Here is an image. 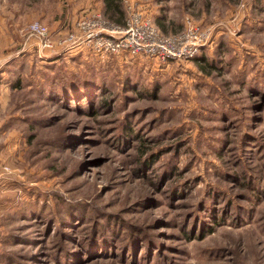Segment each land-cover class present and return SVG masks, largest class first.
Masks as SVG:
<instances>
[{
    "label": "rangeland",
    "instance_id": "1",
    "mask_svg": "<svg viewBox=\"0 0 264 264\" xmlns=\"http://www.w3.org/2000/svg\"><path fill=\"white\" fill-rule=\"evenodd\" d=\"M121 8L187 51H42L34 22L122 26L0 0V264H264V0Z\"/></svg>",
    "mask_w": 264,
    "mask_h": 264
},
{
    "label": "built area",
    "instance_id": "2",
    "mask_svg": "<svg viewBox=\"0 0 264 264\" xmlns=\"http://www.w3.org/2000/svg\"><path fill=\"white\" fill-rule=\"evenodd\" d=\"M125 26L118 30H108L101 26L99 21L82 19L75 23L76 28L82 33L79 36L66 35L62 39H53L49 30L39 22L29 26L30 37L36 38L38 48L42 51L67 50L69 46L76 48H89L100 56H120L123 54L134 55L139 52L155 53L158 58H175L187 50H180L174 45L170 37L161 36L149 18L143 17L138 12L129 8ZM199 33L192 32L191 37L198 39ZM1 47V46H0ZM187 47V46H185Z\"/></svg>",
    "mask_w": 264,
    "mask_h": 264
},
{
    "label": "trees",
    "instance_id": "3",
    "mask_svg": "<svg viewBox=\"0 0 264 264\" xmlns=\"http://www.w3.org/2000/svg\"><path fill=\"white\" fill-rule=\"evenodd\" d=\"M122 0H103V8L106 18L113 24L124 25V13L121 8ZM87 89V86H86ZM88 90V89H87ZM77 94L78 91H75Z\"/></svg>",
    "mask_w": 264,
    "mask_h": 264
}]
</instances>
